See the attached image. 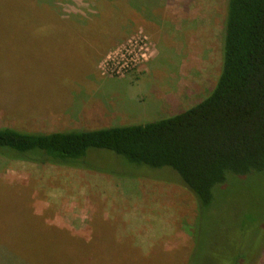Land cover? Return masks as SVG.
Returning a JSON list of instances; mask_svg holds the SVG:
<instances>
[{
	"label": "rangeland",
	"instance_id": "obj_1",
	"mask_svg": "<svg viewBox=\"0 0 264 264\" xmlns=\"http://www.w3.org/2000/svg\"><path fill=\"white\" fill-rule=\"evenodd\" d=\"M96 1L46 0L62 19L82 21L99 15ZM128 3L153 4L142 9L137 27L129 23L118 36L113 27L121 24L113 18L90 35L28 34V9L2 10L0 129L52 133L143 125L206 97L222 67L226 0ZM113 36L95 57L93 44ZM98 165L116 169L111 157ZM154 174L143 179L144 171L122 167L125 176L111 178L0 157L1 238L12 245L22 240L34 257L48 254L41 259L48 264H179L175 249L193 242L192 200L165 185V173ZM16 183L30 184L34 214L45 215L48 225L31 213L29 195ZM209 229L203 230L207 239L221 233ZM254 264H264V249Z\"/></svg>",
	"mask_w": 264,
	"mask_h": 264
},
{
	"label": "trees",
	"instance_id": "obj_2",
	"mask_svg": "<svg viewBox=\"0 0 264 264\" xmlns=\"http://www.w3.org/2000/svg\"><path fill=\"white\" fill-rule=\"evenodd\" d=\"M128 2L97 0L99 15L88 21L62 19L59 9L46 0H0V13L15 6L28 9L30 28L19 30L45 36L90 35L95 25L104 27V18H113L121 24L113 27L118 36L129 23L137 27L142 9L153 4L131 7ZM116 36L102 39V44L97 40L95 57ZM222 37L218 80L186 111L143 125L91 130L32 133L4 128L0 157L111 178L122 175V167L144 171L143 179L165 173L162 181L178 187L179 196L190 197L196 215L193 242L175 249L179 264H254L264 249V0H226ZM108 157L115 170L98 165ZM16 184L28 193L31 213L45 222L46 216L32 209L30 184ZM205 224L221 233L205 238ZM65 234L80 240L72 232ZM33 253L27 243H6L0 233V264H48L41 260L48 254Z\"/></svg>",
	"mask_w": 264,
	"mask_h": 264
}]
</instances>
